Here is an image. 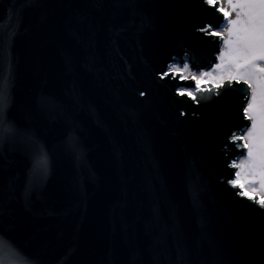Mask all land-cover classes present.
Instances as JSON below:
<instances>
[{"label": "water", "instance_id": "obj_1", "mask_svg": "<svg viewBox=\"0 0 264 264\" xmlns=\"http://www.w3.org/2000/svg\"><path fill=\"white\" fill-rule=\"evenodd\" d=\"M219 7L0 0V264H264L251 88L170 71L218 63Z\"/></svg>", "mask_w": 264, "mask_h": 264}, {"label": "snow or ice", "instance_id": "obj_2", "mask_svg": "<svg viewBox=\"0 0 264 264\" xmlns=\"http://www.w3.org/2000/svg\"><path fill=\"white\" fill-rule=\"evenodd\" d=\"M220 0H205L207 5L216 7ZM230 11H226L223 7H219L218 12L222 13L224 18L232 15L234 12L235 19L227 20V26L225 28L224 43L227 46L226 49L219 54V63L215 65V68L222 70L226 75H221L217 79V87L221 86L220 81L228 80H243L252 89L251 100L255 101V85L252 83L253 76L259 72L262 79H264V0H227ZM259 4L261 5V12L259 15V28L257 27V18L251 10V6ZM211 25H206L200 28L201 32H205L209 35L220 36L219 32L210 31ZM184 70H187L188 65H183ZM173 71L179 72L180 68L173 69ZM168 73H162L161 78L167 76ZM209 73L205 72L202 76H193L192 80L196 81V88H200L202 78H207ZM179 95H186L193 100L196 97L191 91L185 92L184 90H177ZM253 103L249 102L243 108V112L247 115L251 112ZM183 115V113H182ZM248 119L254 120V117L248 115ZM262 127H264V107H262ZM256 128V124L253 123L250 129L247 131V137H235L233 134L232 143L235 144L237 139H243L245 141L253 136V131ZM247 159L245 162L235 164V167L241 169H248V175L237 174L236 180L229 181V183L237 184L241 179L245 182L259 183L264 188V138H262L259 146L255 143H246ZM239 187L243 189L244 183H239ZM248 195L247 193H243ZM251 198V197H250ZM260 204L264 206V199L260 200Z\"/></svg>", "mask_w": 264, "mask_h": 264}, {"label": "rangeland", "instance_id": "obj_3", "mask_svg": "<svg viewBox=\"0 0 264 264\" xmlns=\"http://www.w3.org/2000/svg\"><path fill=\"white\" fill-rule=\"evenodd\" d=\"M220 7H221V4H220ZM251 10L257 18V27L259 28V15L261 12V8H255V9L251 8ZM235 18H236V16H235ZM219 33H221L222 37H224V35L226 34L225 30L219 31ZM223 40H224V38H223ZM226 47L227 46L223 42L221 52H223L226 49ZM218 60H219V56H218ZM219 62L220 61H218V63ZM185 64L188 65L187 70H184V68H183L184 64L183 65L176 64L170 68V71L173 72L174 76L178 75V73H179V76H181L180 77L181 79H188V80H192L191 77H193V76H202V74L205 72L209 73L207 78H202L199 89L196 88V81H194V80H193V82H194L195 89H184L185 92L191 91L195 97H196V91H200V90L202 91V90H206L209 88L216 87L217 86V79H214V78H219L221 75H226V73H224L222 70L216 69L215 65L210 70L202 69L201 71L197 72L196 70H192L190 65L187 62ZM259 67H264V65H259ZM176 68H180V71L179 72L173 71V69H176ZM226 80H228V79L220 81V84L222 85ZM236 80L237 81H243V80H240L239 78ZM231 81H233V80H231ZM252 83L255 85L256 99H255V101H252L251 97H250L249 102L253 103V108H258V110H257V115L252 116V117H254V120L251 122L252 124L253 123L256 124V128L253 131V136L248 138L247 141L250 142V140H251L250 143H255L257 146H259V144L262 140V139H259L260 131L262 128V123H261L262 121H259V123H257V120H255V119L261 120V118H262V107H264V79H262L261 74L259 72L255 73V75L253 76ZM251 96H252V89H251ZM252 124H251V126H252ZM251 126L248 129H250ZM240 137H247V131L243 135H241ZM241 140L244 144H246L245 140H243V139H241ZM249 142H247V143H249ZM247 151H248V149H247ZM246 157H247V155L245 157H242L239 161L243 160ZM239 161L236 162L235 164L240 163ZM236 168H237V171H236V178H237V174L239 172H238V167H236ZM245 170L248 171V169H246V168H245ZM239 182L237 183V185H239ZM253 188L257 189L258 191L257 192L254 191L253 194H251V195H254V197H257L259 201L264 199V188H262L259 183H253ZM242 190H243V193H245L244 192L245 188H243Z\"/></svg>", "mask_w": 264, "mask_h": 264}, {"label": "bare ground", "instance_id": "obj_4", "mask_svg": "<svg viewBox=\"0 0 264 264\" xmlns=\"http://www.w3.org/2000/svg\"><path fill=\"white\" fill-rule=\"evenodd\" d=\"M220 4H221V7H223L226 11H230L231 12V9L229 8V5H228V3H227V0H220ZM251 8H253V9H255V8H261V5H259V4H255V5H252L251 6ZM235 13L233 12L232 13V15L231 16H229V17H227L226 19L227 20H229V19H234L235 18ZM222 36V35H221ZM257 110H258V108H252V110H251V112L249 113V114H247V115H251V116H256L257 115ZM255 120H257V123H259V121H262V118H261V120H258V119H255ZM250 121L252 122L253 120L252 119H250ZM262 123V122H261ZM251 126V125H250ZM262 138H264V127H262L261 128V131H260V135H259V139H262ZM247 142H249V141H247ZM246 141H245V143H247ZM250 142H251V140H250ZM249 142V143H250ZM246 145V144H245ZM247 148V147H246ZM246 159H247V157L246 158H244L243 160H241V161H239L240 163H242V162H245L246 161ZM240 163H238V164H240ZM247 169V168H246ZM238 172H239V174H242V175H244V176H246V175H248V171H246L245 169H241V168H238ZM243 182H244V184H245V191L244 192H251L250 194H253V192L254 191H258L257 189H255V188H253V183H251V182H245L243 179H241ZM251 189H250V188Z\"/></svg>", "mask_w": 264, "mask_h": 264}]
</instances>
